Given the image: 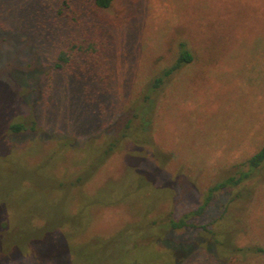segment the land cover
I'll use <instances>...</instances> for the list:
<instances>
[{"label":"rangeland","instance_id":"obj_1","mask_svg":"<svg viewBox=\"0 0 264 264\" xmlns=\"http://www.w3.org/2000/svg\"><path fill=\"white\" fill-rule=\"evenodd\" d=\"M180 43L193 60L152 95L156 102L146 114L141 94L173 63ZM59 50L70 60L57 74ZM56 76L55 101L41 89L49 90ZM35 89L42 97L33 110ZM130 104L144 105L135 126L150 119L146 132H132V140L145 136L144 143L125 141L66 202L69 214L86 205L84 226L75 234L62 231L78 259L64 246L27 247L4 264H84L89 249L119 231L131 238L125 245L131 253L123 258L115 240L92 254L100 264H264V167L240 190L219 193L195 218L209 232L153 240L167 216L190 212L212 182L264 144V0H111L106 9L90 0H0V199L8 219L28 216L36 226L43 223L38 213L48 209L35 195L24 200L31 185L21 182L23 164L49 179L72 178L85 166L89 146L107 138L99 126ZM31 118L45 137L3 131L10 119ZM131 160L150 179L140 189ZM48 192L47 201L61 198L62 192ZM238 192L244 198L223 210ZM190 236L193 248L176 258L172 250Z\"/></svg>","mask_w":264,"mask_h":264},{"label":"trees","instance_id":"obj_2","mask_svg":"<svg viewBox=\"0 0 264 264\" xmlns=\"http://www.w3.org/2000/svg\"><path fill=\"white\" fill-rule=\"evenodd\" d=\"M92 6L96 9H106L110 6L111 0H90ZM70 60L69 55L66 53V50H59L57 55L55 56L53 62L54 71L58 74L62 71H65V65ZM193 60V56L191 52L186 48L184 43H180V49L177 53V56L173 63L161 70V72L153 76L146 85L145 91L141 94V101L146 105L145 113L148 114L150 110L153 109L156 98L154 99L152 95H156L158 90L164 84V82L177 70H179L184 65L190 63ZM53 79V80H52ZM49 83L52 82L53 85L50 86V89L43 88L41 89L45 93L53 94V98H56L60 94L59 88L57 86L58 79L57 76L48 80ZM34 90V89H33ZM55 90V92H54ZM38 93L35 94V101L31 102V107L33 110L37 107V96L42 97V94H39V90L35 89ZM48 94V95H49ZM24 95V94H23ZM22 95L24 100L23 105L27 106V102L25 101V96ZM140 107V106H139ZM132 107V104L124 107H120L118 110L113 112L107 121L101 124L99 127L104 131L105 135H107L106 139L100 145H90L88 149V158L83 161L85 164L83 169L76 173L72 178L69 177L67 180H55L49 179L44 174L38 172L36 168H27L24 164L23 167V177L21 178V182H27L31 185V187L27 188L24 192V200L29 201L31 196H36V203L39 205H43L48 203V206L45 211L38 213L43 219V223L40 225H32L31 220L28 216H25L21 222L13 221L11 222L6 216L7 212V201L5 198L0 199V247L4 246L3 250L0 248V264H4L5 262H9L14 260L15 258L21 256L23 250L27 247L39 248L42 250L53 246L55 249L62 248L64 246L67 250L70 249L74 254L72 248L66 243L65 239L62 236V231L64 227H68L70 230H73V234L78 232L84 226V219L86 218V205L83 206V209L78 211L75 214H69L68 205L66 206L68 198L72 196L73 190H78L81 186H83L86 182L90 181L97 170L106 163L111 154L119 149L122 144L129 140L133 142L138 147L143 141L144 138L137 137L136 140H132V132H146L145 129L150 122V119L146 120V122L139 121V126H135L134 120L138 118L140 109L144 107L142 105L140 108ZM19 113V109L14 110L15 113ZM35 116V113L32 114ZM11 117V116H10ZM37 120L31 118L28 122H23L19 120L12 121L11 119L7 121V124L4 125L3 131H8L13 135H31L36 136L39 132L37 129ZM134 130V131H133ZM138 130V131H137ZM147 130V129H146ZM43 137H45L46 133L40 132ZM144 143V142H143ZM67 146V142L64 143ZM6 146V145H5ZM62 149V147H61ZM132 162L129 164L134 167V170L139 176V183L137 186L140 188L143 187V182L148 181L149 176L146 175L145 172H142L137 168V163L131 160ZM134 162V163H133ZM12 165V163H11ZM264 167V144L252 155H250L241 166L236 169L234 173L228 174L225 177L212 182L210 186L207 187L203 194L202 200L195 205V208L190 212L183 214L180 217H175L173 212L164 219V223L159 225V229H162L160 234L154 237V241H161L164 238L169 237L171 233L182 231L184 233L189 234H198L200 229L208 231L205 224H198L195 221V218H198L204 214H206L210 208V205L215 200L216 196L222 192H230L236 189H241L246 182L251 181L254 178H258L261 169ZM39 173V174H38ZM35 188H33V187ZM37 188V189H36ZM251 189V188H250ZM46 191L52 192H62L60 199H55L51 201L48 200V194ZM48 192V193H49ZM78 193V192H77ZM250 193V192H249ZM80 194V192L78 193ZM76 194V195H78ZM249 195V194H248ZM247 195V196H248ZM82 197H85L81 195ZM243 194L240 192L235 193L233 198L228 200L226 206H224L225 210L228 206L235 203L236 200L244 198ZM246 196V197H247ZM80 197V196H79ZM29 199V200H28ZM86 199H89L88 197ZM66 200V201H65ZM86 201V200H85ZM65 202V203H64ZM89 203V201H87ZM64 204V205H63ZM89 205V204H88ZM64 206V208H63ZM63 208V209H62ZM28 213L32 212L33 209L26 205V209ZM224 214L221 213L219 218L214 219L213 221L222 220ZM214 218V217H213ZM152 224V222H151ZM15 230V233H13ZM164 230V231H163ZM209 232V231H208ZM72 234V235H73ZM70 236V235H69ZM125 236V235H124ZM123 233L119 231L115 236L107 239L100 247H105L110 245L115 240L120 242V247L123 248L122 256L124 258L125 255L131 253L130 249L126 248V243L131 241L130 237L125 236ZM18 238V240H16ZM68 238V235H67ZM137 238L145 239V234L138 235ZM192 236L189 237V240L185 242H180V245L183 246L179 251H175L173 248L172 253L176 258L180 256L182 253L187 254L190 249L193 248ZM117 242V241H116ZM179 244V243H178ZM135 245V244H134ZM179 245V246H180ZM6 246V247H5ZM97 244L96 247H92L90 250V255L86 258L84 264H100L98 259L95 256H92L94 252L98 251L100 248ZM136 248V247H134ZM139 248V247H137ZM54 249V250H55ZM65 249V250H66ZM72 249V250H71ZM42 250V251H43ZM240 250V249H239ZM77 251V250H76ZM68 252V251H67ZM75 254V258H76ZM83 258V257H80ZM78 259V257H77ZM134 260H138L137 258ZM122 261V260H121ZM125 261V260H124ZM119 262V259H118ZM123 262L122 264H124Z\"/></svg>","mask_w":264,"mask_h":264}]
</instances>
